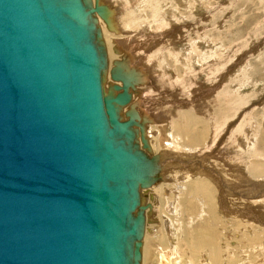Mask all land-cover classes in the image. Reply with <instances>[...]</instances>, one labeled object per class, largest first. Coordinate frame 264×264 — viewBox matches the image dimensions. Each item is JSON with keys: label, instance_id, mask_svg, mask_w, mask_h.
<instances>
[{"label": "water", "instance_id": "water-1", "mask_svg": "<svg viewBox=\"0 0 264 264\" xmlns=\"http://www.w3.org/2000/svg\"><path fill=\"white\" fill-rule=\"evenodd\" d=\"M108 13L0 0V264H141L140 190L163 165L124 110L135 73L108 69Z\"/></svg>", "mask_w": 264, "mask_h": 264}, {"label": "rangeland", "instance_id": "rangeland-1", "mask_svg": "<svg viewBox=\"0 0 264 264\" xmlns=\"http://www.w3.org/2000/svg\"><path fill=\"white\" fill-rule=\"evenodd\" d=\"M99 1L105 3L111 12L109 15L110 31L98 19L101 30L104 29L101 32L103 42L105 44L109 39L108 43L113 45H111L112 51H118L114 52L118 54V58H113L112 61L107 56V64L112 67L113 61L124 62L127 63H123L127 71L151 70L150 73L157 75L154 76L156 78L160 73H165L160 75L155 87H152L150 81L139 82L135 75V88L130 90L131 97L137 101L134 109L137 110L141 120L145 115L142 106L150 107L152 110L153 107L148 104L152 100L156 103V110L167 107L164 110V118L160 117L159 121L166 124L163 125L167 128L165 132L161 127H156L158 123L153 121L159 116L154 119L142 120L145 122V138L151 147L149 154H158L163 166L162 170L158 172L159 174L155 176L156 180L151 184L152 186L140 190L143 200H148L142 201L150 203L151 206L144 212L146 219L145 240L146 236L153 237L152 240L145 241V245L150 249L148 248L147 254L141 258V264H158L156 256L159 246L169 250L171 264H210L208 260H211V257L217 253L214 246H218L220 264H225L230 259H233L234 264H264V231L259 230L264 229V209L258 207L261 203L253 205L255 200L264 198V174L262 176L248 175L251 160L264 164V0ZM121 4L123 6L127 4L129 7L124 6L123 8ZM126 31H130V33ZM112 38H120L117 48ZM182 61H185V65L189 66H181L180 62ZM110 62L112 63L110 64ZM151 68L157 70L158 73ZM175 68H178L179 72ZM186 72L190 81L185 76ZM146 82L151 85L146 86ZM178 88L181 94H184L183 91H185L188 96L193 97L194 95L193 105L188 104V106L189 108L196 106L201 108L199 113L193 114L195 118L199 116L207 121L208 117L217 112L214 129L209 138L205 142H201L202 147H205L204 143L211 140L206 149L191 151L190 147L183 144L171 146L168 143L174 139L175 132L178 134L179 129L177 128L176 131L174 127L170 126L171 124L169 125L168 122L172 123V121L165 116H170L171 107L178 109L179 112L188 110V106L183 108L184 101L176 96ZM141 102L142 106H139L138 104ZM217 110L222 112L218 114ZM155 133L162 138L165 146H159L156 143V140L153 139ZM149 136L151 137L148 138ZM220 146L225 150L227 147L237 150L240 146L238 149L240 151L231 150L228 153L220 149ZM154 148L157 149L155 152ZM255 149H257V154L252 155ZM203 153L213 154L203 158ZM227 154L234 158L233 164L227 162L232 159ZM215 171L226 173L227 180L233 185L240 184V186L248 188L249 184L257 185L256 183H258L256 187L249 189L257 190L256 194L244 191V195H242V193L237 194L234 190L231 191L230 198H227L226 193L223 192L225 181L220 179ZM191 176L197 177L199 181L202 178H207L204 176H209L212 179L211 187L216 197L207 193L208 202L204 201V206H206L203 212H195L198 209L195 207L194 212H191L193 216H191L182 199L177 197L172 189L169 190L168 195L171 202L174 203L167 211L162 206L165 196L161 194V188L167 183H177L181 187L184 183L186 185L189 180L196 182L189 179ZM184 178H188V180L183 183ZM248 181L249 183H247ZM159 184H163L162 187ZM217 198L218 200H216ZM179 203L180 207H178ZM235 203L238 206H235ZM173 205L177 209L179 208V212ZM235 207L237 208L235 209ZM243 210L256 216L262 214V221L258 225L253 220H251L253 222L250 219L247 220L241 216V212L239 213ZM206 213L209 215L207 216ZM203 217L206 218V221ZM166 220L170 222L169 232L166 230V225H163ZM253 227L255 230L252 229ZM250 230L252 234L249 233ZM197 231L199 232L197 233ZM170 234H172L170 236L172 241L174 240L172 243L170 239L166 238ZM215 234L218 236L212 244L209 242V238L207 239V235L214 236ZM190 244H194V248L189 247ZM211 247L215 249V252L211 253Z\"/></svg>", "mask_w": 264, "mask_h": 264}, {"label": "bare ground", "instance_id": "bare-ground-1", "mask_svg": "<svg viewBox=\"0 0 264 264\" xmlns=\"http://www.w3.org/2000/svg\"><path fill=\"white\" fill-rule=\"evenodd\" d=\"M111 1V0H110ZM112 1H114V0H112ZM130 1V0H129ZM133 2V1H132ZM183 3V2H182ZM122 5V4H121ZM120 5V6H121ZM124 6H125V4H124ZM124 6L122 5L121 7H123L124 8ZM126 6H127V4H126ZM125 6V7H126ZM127 7H129V6H127ZM136 7V6H135ZM137 8V7H136ZM135 8V9H136ZM122 11H123V9H121ZM110 13L111 12H109L108 14L110 15ZM166 13V12H165ZM162 14V13H161ZM168 14V13H167ZM171 14H172V12H171ZM163 15V14H162ZM169 16V15H168ZM146 24V23H145ZM220 27V26H219ZM102 30H104V29H102ZM101 30V31H102ZM127 33H130V31H126ZM105 35H106V33H105ZM109 35V34H108ZM110 37V36H109ZM111 38V37H110ZM174 38V37H173ZM108 39V38H107ZM106 40V39H105ZM109 40V39H108ZM108 40L106 41V47H107V56H108V59L109 60H113V58H118V54H116L117 52L114 50V52H116V53H114L112 50V47H111V45L112 44H109L108 43ZM112 41H113V43L115 44V47L117 48L118 46H117V43H119L120 42V38H112ZM113 46V45H112ZM115 49V48H114ZM118 50V49H117ZM188 51V50H187ZM216 54V53H215ZM212 55V54H211ZM179 56V55H178ZM216 56V55H215ZM180 57V56H179ZM178 57V58H179ZM107 59V60H108ZM111 60V61H112ZM184 60H186V59H184ZM213 60V59H212ZM204 61V60H203ZM207 61V60H206ZM189 62V61H188ZM112 62H110V64H111ZM204 63H205V61H204ZM208 63V62H207ZM187 64V63H186ZM180 65L181 66H184L185 65V61L183 62H180ZM185 66H189V65H185ZM159 67V66H158ZM110 68V65L108 64V69ZM156 69H157V67H155ZM152 69V68H151ZM153 71L155 70L154 68L152 69ZM175 70L176 71H178L179 72V69L178 68H175ZM227 70V69H226ZM151 71V70H150ZM150 71L149 70H147V71H144V72H134L135 73V75H137V78H138V80H139V82L141 81V82H145V81H150L151 83H152V87H155V84L158 82V78L160 77V75H162L161 73H160V75H158L159 77L158 78H156V77H154V76H157V75H153V73L151 74L150 73ZM156 72H157V70H155ZM155 73V72H154ZM158 73V72H157ZM165 74V73H164ZM165 76V75H164ZM164 76H163V78H162V80L164 79ZM178 76H179V74H178ZM185 76H187V72H186V75ZM187 78H188V76H187ZM161 80V81H162ZM187 80H189V78L187 79ZM190 81V80H189ZM109 82H112V80L110 79V77H109V75L107 74V77H106V83H105V87H107V83H109ZM176 82V81H175ZM113 83V82H112ZM147 83V82H146ZM145 83V85L146 86H148V85H151L150 83L148 84H146ZM162 83H163V81H162ZM237 85V84H236ZM150 87V86H149ZM143 88V87H142ZM146 88V87H145ZM145 88H144V90H145ZM177 88V87H176ZM152 89H154V88H152ZM173 89V88H172ZM196 89V88H195ZM140 90V89H139ZM139 90H137V91H139ZM147 90V89H146ZM174 90H175V88H174ZM197 90V89H196ZM149 91V90H148ZM171 91V90H170ZM176 91V90H175ZM141 92V91H140ZM150 92V91H149ZM173 92V91H172ZM178 92V93H177ZM177 92H176V96H179L178 97V99L179 98H181L180 100H183L184 101V106H183V108H186L187 106H188V104H190V105H193V97H194V95H193V97H191V96H188L187 95V93L185 92V91H183L184 92V94L182 93H180L181 91H179V88H178V90H177ZM207 95V94H206ZM143 96H144V94H143ZM196 96V95H195ZM145 97H148V96H145ZM152 97V96H151ZM171 97V96H170ZM141 98V97H140ZM192 98V99H191ZM143 99V98H142ZM149 99H152V98H150L149 97ZM173 99V98H172ZM136 100V99H135ZM132 97H131V100H130V102L126 105V107L124 108V110H126V109H128V107H131V105L133 106V108H135V105L137 104L136 102L137 101H135ZM148 101H151V100H148ZM159 101V100H158ZM196 101H198V100H196ZM138 102H139V100H138ZM146 102V101H145ZM181 102V101H180ZM216 103H218V102H216ZM151 107H153L154 108V110H153V108H152V110H150V107H146V106H142V102H141V104H138L139 106H142L143 107V113L146 115V116H150V117H147L146 118V116L145 115H143V119L142 120H145V119H154V118H156V117H158L157 119H155V120H153L154 121V123H158V126H156V127H161L162 128V130L165 132V130L167 129L166 128V126H163V125H166V124H164V123H161V122H159L160 121V119L161 118H164L163 116H164V110H166L167 109V107H163L161 110H156L157 109V107L155 106V101L154 100H152L151 102H149L148 103ZM181 104V103H180ZM210 104V103H209ZM207 105V104H206ZM155 107H156V109H155ZM162 107V106H161ZM215 107H216V104H215ZM159 108V107H158ZM217 109H218V107H216ZM187 109L188 110H183L184 112H179V111H177L176 109H174L173 107H171V110H172V112H171V114H170V116H165V117H167V119H170L171 121H172V123L171 122H168V124L170 125V126H172V127H174V129L176 130L177 128L179 129V132H178V134L176 133H174V135H173V137H174V139L172 140V141H169L168 143L172 146L173 144H176V146H178L179 144H183V145H185L186 147H190V150L191 151H197V150H201V148H207V146H208V144H210L211 143V140H208L206 143H204V145L203 146H205V147H202V145H201V142H205L206 141V139L207 138H209V135H210V133L212 132V130L214 129V127H215V119H217V112L213 115V116H211V117H208L209 119H207V121L204 119V118H202V117H197V118H195L194 117V113L195 112H198L201 108L200 107H198V106H196V107H193V108H189V106L187 107ZM203 109H205V108H203ZM206 110V109H205ZM205 110L203 111L204 113H205ZM215 110V109H214ZM222 110V109H221ZM221 110H217L218 111V114H220L222 111ZM199 113V112H198ZM208 113V112H207ZM206 113V114H207ZM214 113V112H213ZM205 115V114H204ZM209 115V114H208ZM161 117V118H160ZM147 126V125H146ZM177 131V130H176ZM154 135V137H153V139L154 140H156V143H158V145L160 146V145H162V146H165V144L163 143V141H162V138L159 136V135H157L156 133L155 134H153ZM152 135V136H153ZM151 136H149L148 138H150ZM169 138V137H168ZM152 139V138H151ZM172 139V138H171ZM150 140V139H149ZM154 140H153V142H154ZM151 142H152V140H151ZM263 142V141H262ZM154 144H155V142H154ZM170 146V147H171ZM181 146V145H180ZM149 147H150V143H149ZM175 147V146H174ZM184 147V146H183ZM151 148V147H150ZM157 148V147H156ZM239 148H240V146H239ZM238 148V149H239ZM166 149V148H165ZM165 149H164V151H165ZM178 149V148H177ZM176 149V150H177ZM220 149H222V150H225V149H223L221 146H220ZM236 150V148L234 149V150H232L231 149V147H227V149L225 150L226 152H228V153H230L231 152V150L232 151H236V152H239L240 150ZM155 150H157V149H155L154 148V152H155ZM179 150V149H178ZM257 152V149H255L254 151H253V153H252V155L253 154H257L256 153ZM259 152V151H258ZM224 155V154H223ZM222 155V156H223ZM261 157V156H260ZM264 157V156H263ZM168 158V157H167ZM222 158V157H221ZM172 159V158H171ZM170 159V160H171ZM253 160H251V162L249 163V172L250 173H248V175H250V174H252V175H258V176H262V174H264V164L263 163H256V162H252ZM262 162H263V160H262ZM218 163H220V162H218ZM215 165V164H214ZM220 166V165H219ZM225 166V165H224ZM224 169H225V167H224ZM223 169V170H224ZM228 170V169H227ZM248 171V170H247ZM199 177V176H198ZM203 177V176H202ZM201 177V178H202ZM253 177V176H252ZM254 178V177H253ZM253 178H251V179H253ZM256 178V177H255ZM189 179H191V180H195L196 182H191L190 180H189V182H186L187 180H188V178H184V181H183V183L184 182H186V185H185V183L183 184V186H181L180 187V185L178 186V184L177 183H167V185H164L163 187H162V185L161 184H159V185H161V189H162V192H161V194L162 195H164L165 197H164V204L162 205L164 208H166L167 209V211H169V209H170V207L172 206V203H174V202H171V200L169 199V195H168V192H169V190L171 191L172 189H177V191H174V190H172L173 192H174V194L178 197H180L181 199H182V202L184 203V206H185V208H188L189 210H188V214H190L191 216H193L192 214L193 213H191L194 209H195V207H197L198 209L195 211V212H197V213H202L203 212V210H204V208H205V206H204V201H206V202H208L207 201V193L208 194H213V195H211L212 197H216V194H214V192H213V190H212V187H211V182L207 179V178H202L201 179V181H199V179H197V177H195V176H191ZM258 179V178H257ZM174 182V181H173ZM170 184H173V185H170ZM257 185H258V183H256ZM170 185V186H169ZM152 186V185H151ZM214 186V185H213ZM153 188V187H152ZM145 190V189H144ZM216 190V189H215ZM142 191V190H141ZM160 191V190H159ZM216 193V192H215ZM142 194V193H141ZM172 194V193H171ZM144 195V194H143ZM142 195V196H143ZM152 195V194H151ZM261 197H263V196H261ZM261 197H259V198H261ZM150 198V197H149ZM161 198V197H160ZM250 198V197H249ZM172 199V198H171ZM142 200H143V197H142ZM145 200V199H144ZM143 200V201H144ZM177 200H178V198H177ZM216 200H218V198L216 199ZM145 201H148V200H145ZM156 201V200H155ZM235 201V200H234ZM233 201V202H234ZM253 201V200H252ZM181 202V203H182ZM216 202V201H215ZM236 202V201H235ZM144 203V202H143ZM176 203H177V201H176ZM176 203H175V205H176ZM239 203V202H238ZM257 203H261V204H257ZM178 204V203H177ZM229 204V203H228ZM232 204H234V203H232ZM175 205H173V206H175ZM223 205V204H222ZM253 205H258V207H261V208H263L264 209V198H262V199H260V200H255L254 202H253ZM182 206V205H181ZM209 206V205H208ZM207 206V207H208ZM231 207H232V205H230ZM235 206H238V204H236L235 203ZM240 206V205H239ZM178 207H180V203H179V206ZM225 207V206H224ZM214 208H215V206H214ZM237 207H235V209H236ZM173 209H174V207H173ZM175 209L179 212V208L177 209V207L175 206ZM227 209H231V208H227ZM182 210V209H181ZM207 210H209L208 208H207ZM206 210V211H207ZM250 210H251V208H250ZM254 210L256 211V208L254 207ZM175 211V210H174ZM177 211H175V212H177ZM210 211V210H209ZM216 211H217V209H216ZM215 211V212H216ZM147 212V211H146ZM156 212V211H155ZM175 212H173V213H175ZM183 212V211H182ZM194 212V211H193ZM211 212V211H210ZM228 212V211H227ZM241 212V216H243V217H245V218H247V220H249L250 219V221L251 220H253V221H255V222H257V224L258 223H260L261 221H262V219H261V216H263L264 215V212H263V215L262 214H259V215H257L258 217H260V219H258V217L256 216V215H254L253 213H251V212H249V211H239V213ZM149 213V212H148ZM180 213H181V211H180ZM212 213V212H211ZM177 214V213H176ZM179 214V213H178ZM185 214V213H184ZM183 214V215H184ZM213 214V213H212ZM182 215V214H181ZM205 215V214H204ZM206 215L208 216L209 214L208 213H206ZM171 216V215H170ZM178 216V215H177ZM203 216V215H202ZM237 216V215H236ZM240 216V215H239ZM160 217V216H159ZM206 217V216H205ZM205 217H203L204 218V220L206 219ZM219 217V216H218ZM217 217V218H218ZM194 218H196V217H194ZM214 218H215V216H214ZM263 218V217H262ZM198 219V218H197ZM209 219V218H208ZM211 219V218H210ZM240 219V218H239ZM146 220V219H145ZM148 220V219H147ZM172 220V219H171ZM246 220V221H247ZM264 220V219H263ZM161 221V220H160ZM206 221V220H205ZM205 221H204V223H205ZM212 221V220H211ZM253 221H251V222H253ZM209 222H210V220H209ZM264 222V221H263ZM169 221L168 220H166V223H164L163 225L165 226L166 225V230L169 232ZM203 223V224H204ZM211 223V222H210ZM207 224H208V222H207ZM202 225V224H201ZM214 225V224H213ZM259 225V224H258ZM262 225V224H261ZM187 226V225H186ZM199 226V225H198ZM248 226V225H247ZM167 227H168V229H167ZM197 227V226H196ZM207 227V226H206ZM252 227V226H251ZM264 227V226H263ZM172 228V227H171ZM203 228V227H202ZM201 228V229H202ZM216 228V227H215ZM249 228H250V226H249ZM188 229V228H187ZM206 229V228H205ZM204 229V230H205ZM217 229H218V227H217ZM252 229H254V227L252 228ZM195 230H197V229H195ZM208 230H210L209 228H208ZM255 230V229H254ZM259 230H262V231H264V229H259ZM164 231V230H163ZM162 231V232H163ZM205 231H207V230H205ZM199 231H197V233H198ZM144 233H146L145 231H144ZM164 233H165V231H164ZM193 233V232H192ZM249 233H251L252 234V232H251V230H250V232ZM200 234V233H199ZM209 234V233H208ZM217 234V233H216ZM207 235V239L209 238V242H214V240L216 239V237L218 236V235ZM191 235V234H190ZM219 235H220V233H219ZM170 236H172V234H170V235H168L166 238H168V239H170L171 240V243L174 241H172V239H171V237ZM187 236V235H186ZM194 236V235H193ZM198 236H200V235H198ZM197 236V237H198ZM253 236V235H252ZM262 236V235H261ZM143 237L144 238H142V241H144L143 243V245H142V247H141V255H142V257L141 258H143V255H146L147 254V250H148V248L149 247H147V245H145V241H149V240H152V238L153 237H150V236H146V240H145V235L143 234ZM201 237V236H200ZM204 237H205V235H204ZM174 238V237H173ZM219 238V237H218ZM203 239V238H202ZM155 240V239H154ZM197 240V239H196ZM205 240V239H204ZM217 241V240H216ZM151 243V242H150ZM213 244V243H212ZM199 245V244H198ZM149 246V245H148ZM186 246H189V245H186ZM193 247L194 248V244L193 245H191L190 244V246L189 247ZM151 247V246H150ZM172 247H174L173 245H172ZM199 247V246H198ZM204 247V246H203ZM208 247V246H207ZM216 247V254L215 255H213L212 257H211V260H208V261H210V264H220L221 263V260L219 259V251H217V249H218V246H214V248ZM175 248V247H174ZM188 248V247H187ZM196 248V247H195ZM206 248V247H205ZM212 249V247L210 248V250H211V253H213V252H215V249ZM150 249V248H149ZM157 249H158V253H157V260L156 261H158L159 263L158 264H171V262H172V260H171V254L169 253V250L168 249H166V248H162V247H157ZM144 250V252H142ZM192 250V249H191ZM190 250V251H191ZM196 250V249H195ZM200 250H201V248H200ZM185 253V252H184ZM193 254H194V252H192ZM191 253V254H192ZM205 255V254H204ZM208 255V254H207ZM206 255V256H207ZM210 256V255H209ZM149 257L147 256V259H148ZM205 258V257H204ZM154 259V258H153ZM156 259V258H155ZM207 260V259H206ZM233 260V259H232ZM231 259L230 260H228V262H226L225 264H234L233 263V261H232ZM188 261V260H187ZM157 263V262H156ZM205 263V262H204ZM207 264V263H206ZM236 264V263H235Z\"/></svg>", "mask_w": 264, "mask_h": 264}, {"label": "crops", "instance_id": "crops-1", "mask_svg": "<svg viewBox=\"0 0 264 264\" xmlns=\"http://www.w3.org/2000/svg\"><path fill=\"white\" fill-rule=\"evenodd\" d=\"M212 154L213 153H203L202 155H203V158H207L209 155H212ZM227 155H228L229 158H232L231 160H228L227 162L233 164L234 163V158L231 157V155H229V154H227ZM207 166L209 167L208 164H207ZM215 172L218 175V177H220V179H222L223 181H225V185H224V188H223V192L226 193V197L227 198H230V196L232 195L231 194V191H234V190H236L237 194H241L242 193V195H244V193H243L244 191H247L245 193H249V194L250 193L251 194L253 193V194H256V191L257 190L254 191V190H249V189H251L253 187H256L257 185H255V184L254 185L249 184L248 185V188H247V186L246 187L245 186H240V184L233 185V184H230L229 181L227 180L226 173L224 174V173H222L220 171H215ZM236 173H238V172H236ZM204 177H207V179L211 182L212 179L209 176H204ZM247 183H249V181ZM241 187H242V189H241Z\"/></svg>", "mask_w": 264, "mask_h": 264}]
</instances>
